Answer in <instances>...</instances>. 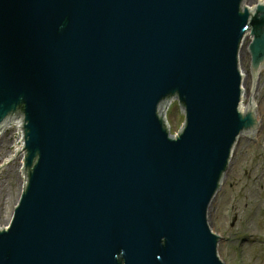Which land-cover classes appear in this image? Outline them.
I'll return each instance as SVG.
<instances>
[{
	"label": "water",
	"instance_id": "1",
	"mask_svg": "<svg viewBox=\"0 0 264 264\" xmlns=\"http://www.w3.org/2000/svg\"><path fill=\"white\" fill-rule=\"evenodd\" d=\"M244 4L0 0V130L22 120L25 141L10 129L25 160L0 264H223L208 211L264 66V0Z\"/></svg>",
	"mask_w": 264,
	"mask_h": 264
},
{
	"label": "rangeland",
	"instance_id": "2",
	"mask_svg": "<svg viewBox=\"0 0 264 264\" xmlns=\"http://www.w3.org/2000/svg\"><path fill=\"white\" fill-rule=\"evenodd\" d=\"M261 0H245V4H258ZM249 46V37L245 45ZM242 75V99L249 98L247 55L243 49L238 59ZM253 113L259 120L254 139H239L220 190L211 203L208 223L219 237L218 257L223 264H264V71L252 87ZM176 101L165 123L175 133L183 114H178ZM10 129L0 138V164L10 154ZM19 156L0 170V222L9 219L17 204ZM234 225H233V221Z\"/></svg>",
	"mask_w": 264,
	"mask_h": 264
},
{
	"label": "bare ground",
	"instance_id": "3",
	"mask_svg": "<svg viewBox=\"0 0 264 264\" xmlns=\"http://www.w3.org/2000/svg\"><path fill=\"white\" fill-rule=\"evenodd\" d=\"M260 4H263V0H261L260 1ZM244 7L245 8H247V9H249V4H244ZM247 38L248 37H245V39H244V42H243V44H242V48H241V50H240V52H239V58L240 59H242V54H243V46L245 45V40H247ZM264 71V66L259 70V73H258V75H257V78L256 79H260V77H261V75H262V72ZM242 75H243V72H242ZM168 106H169V102H167L166 103V105H165V107H164V114H166V110H167V108H168ZM240 106H243V101H241V105ZM256 109V104L255 103H253V110H255ZM164 117H165V115H164ZM8 129V128H7ZM7 129H3V130H0V138L2 137V133L4 132V130H7ZM4 134V133H3ZM239 140V139H238ZM238 142V141H237ZM237 142H236V144H237ZM236 144L234 145V147H233V149H232V153H231V157H232V154H233V151H234V149H235V147H236ZM19 154H14V156H13V159H12V161H14V159L18 156ZM8 158H9V156L7 157V159L4 161V163L2 164V166H1V169L0 170H2L4 167H6L8 164H10L11 162H7L8 161ZM230 164V163H229ZM225 176V175H224ZM224 176H223V179H224ZM222 182H223V180H222ZM221 185H222V183H221ZM218 193V192H217ZM215 198V197H214ZM214 200V199H213ZM212 200V201H213ZM212 203V202H211ZM211 206V205H210ZM209 212V211H208ZM5 224H6V221L4 222V223H1L0 222V226H2V227H4L5 226Z\"/></svg>",
	"mask_w": 264,
	"mask_h": 264
}]
</instances>
